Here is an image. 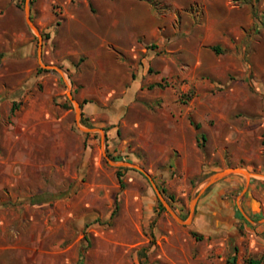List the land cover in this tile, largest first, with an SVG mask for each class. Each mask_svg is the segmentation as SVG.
I'll return each mask as SVG.
<instances>
[{
	"label": "rangeland",
	"instance_id": "rangeland-1",
	"mask_svg": "<svg viewBox=\"0 0 264 264\" xmlns=\"http://www.w3.org/2000/svg\"><path fill=\"white\" fill-rule=\"evenodd\" d=\"M262 165L264 0H0V264H246Z\"/></svg>",
	"mask_w": 264,
	"mask_h": 264
},
{
	"label": "crops",
	"instance_id": "crops-1",
	"mask_svg": "<svg viewBox=\"0 0 264 264\" xmlns=\"http://www.w3.org/2000/svg\"><path fill=\"white\" fill-rule=\"evenodd\" d=\"M260 168L261 169L259 173L255 175H251V176H256V180H253L245 175H243V177L231 176V177H227L226 181L223 182L219 181L217 185H215V189L217 190L218 194H220L221 192L224 193L226 191H231L232 188L238 187L239 185L242 184L243 180H245L243 193H245L246 196L244 197L243 194H241L237 200L243 203L245 209H250V211H252L253 213L264 212V187L261 186L262 184H264V166L262 165ZM229 198L230 197L226 196L225 199H222L224 205H222L221 208H223V211L219 214V216L216 215L210 217L209 225L213 224L214 220L223 221L226 218L227 220L230 218V214L224 213V209L225 210L227 209L226 203L229 202ZM240 210L242 211L241 207ZM235 220L237 223H239V218L236 219L232 218L228 220V222L229 223L231 222V224H233Z\"/></svg>",
	"mask_w": 264,
	"mask_h": 264
},
{
	"label": "trees",
	"instance_id": "trees-1",
	"mask_svg": "<svg viewBox=\"0 0 264 264\" xmlns=\"http://www.w3.org/2000/svg\"><path fill=\"white\" fill-rule=\"evenodd\" d=\"M214 49H216L217 51L219 50L217 47H214ZM119 181L121 183V185L123 184L122 183V179H121V175L119 173ZM82 252H80V257H82ZM231 263L234 264L235 263V255L232 256V259H231ZM228 262H230V260H228ZM81 263V262H80ZM245 263L246 264H264V253L259 257V258H253V257H250V258H247L245 260Z\"/></svg>",
	"mask_w": 264,
	"mask_h": 264
},
{
	"label": "water",
	"instance_id": "water-1",
	"mask_svg": "<svg viewBox=\"0 0 264 264\" xmlns=\"http://www.w3.org/2000/svg\"><path fill=\"white\" fill-rule=\"evenodd\" d=\"M235 170H236V168L225 169L224 171H222V172H220V173H217V175H215L214 177H212V178L210 179V181H212L213 179H216V178H218V177H220V176H222V175H224V174H226V173H228V172L235 171Z\"/></svg>",
	"mask_w": 264,
	"mask_h": 264
}]
</instances>
